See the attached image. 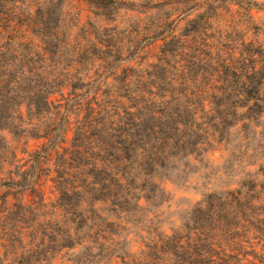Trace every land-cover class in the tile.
I'll return each mask as SVG.
<instances>
[{"label":"trees","instance_id":"obj_1","mask_svg":"<svg viewBox=\"0 0 264 264\" xmlns=\"http://www.w3.org/2000/svg\"><path fill=\"white\" fill-rule=\"evenodd\" d=\"M88 1L103 7L108 0ZM57 6L56 0H0V186L7 188L0 264H264V146L251 149L248 136L264 114V22L256 24L252 14L260 9L237 10L249 17L247 30L259 29L251 40L207 50L189 45L183 32L171 33L136 76L133 66L115 62L117 48L87 29L74 30L78 24ZM216 58L208 68L201 64ZM147 81V89L131 93L133 83ZM57 94L65 104L53 99ZM237 131L239 169L224 168L234 182L204 191L170 231L151 226L141 251L119 241L118 219L141 199L165 195V168L181 156L202 161L223 142L234 154L229 145ZM31 139L44 144L30 152ZM19 150L31 158L13 163L18 171H5L8 155L22 160ZM254 157L262 159L249 163ZM44 160L57 174H46L60 192L51 202L39 168ZM30 161L39 170L33 176L23 170ZM243 163L257 170L248 172ZM64 248L78 251L60 256Z\"/></svg>","mask_w":264,"mask_h":264},{"label":"rangeland","instance_id":"obj_2","mask_svg":"<svg viewBox=\"0 0 264 264\" xmlns=\"http://www.w3.org/2000/svg\"><path fill=\"white\" fill-rule=\"evenodd\" d=\"M59 1L56 12L61 9L68 15L71 24H78L74 29L77 32L87 29L93 35H97L104 43L109 44L110 50L118 49L119 56L115 62L124 67L133 66L134 75L138 76L139 71L146 65L155 61V56L160 53V48L165 43V36L171 33L193 35L195 29H198V37L185 36L189 40V45L200 46L201 49H209L206 46L216 47H237L242 40L246 38L251 40L255 34L259 33L258 28L247 30L246 19L250 22L249 17L239 15L237 10L241 5L258 7L254 8L252 14L256 24L264 22V0H253L257 4H251L250 0H108L105 1L103 7L90 3L88 0H56ZM60 5H63L61 7ZM61 7V8H60ZM244 11H246L244 9ZM193 20L200 22V27L195 28L196 24ZM236 23L241 24L240 29L234 26ZM205 33V34H204ZM264 38V34H260ZM165 38V39H164ZM170 38V36L168 37ZM208 44V45H206ZM215 51V50H214ZM216 54V53H215ZM215 56V55H214ZM228 56L224 55L225 63H228ZM217 60H210L208 63L203 61L201 64L208 68ZM198 70V68H197ZM209 76L210 74H206ZM151 80V79H150ZM138 82V81H137ZM148 82L144 85L133 83L131 85V93H137V89H147ZM150 88V87H149ZM68 96V95H66ZM53 99H62L60 94L54 95ZM62 103H66L62 99ZM258 126L249 129V141L252 144L251 149H259L264 146V114ZM256 130V134L252 132ZM6 135V133H3ZM241 134L237 133L230 140L229 148L236 150L230 154L226 142L212 146L208 153L201 157L202 161L189 159L187 157H179L175 163L165 168L164 173L168 174L170 180L164 181L162 184L165 189V195L161 198H154L151 201L145 198L141 199L140 207L129 210L122 218L123 229L120 228L121 243L127 245L132 252H139L143 249L144 237L151 234V226L159 224L162 229L170 231V227L179 216H183L187 210H191L202 199L204 191H211L217 188V184H230L236 180L235 174L225 176L224 168L228 171L239 169L238 154L239 142L237 139ZM72 133L68 134V142L64 146L70 145ZM8 140L17 145L18 142L12 141L9 135ZM20 149L22 150V142ZM44 144L43 139H31L29 142V151L34 152L40 149ZM4 146H7L6 143ZM18 152V159L15 162L12 156L9 159L5 171H18L15 164H25L31 156L29 153ZM253 152V151H251ZM52 162L56 160L55 152L52 154ZM6 159V158H5ZM262 157H254L248 162H258ZM52 162L43 161L41 166L42 181L44 182L43 190L46 193L48 202L54 201L60 195V192L54 186V182L47 181L46 174L56 177V172L50 174V168H54ZM186 163L187 169L184 168ZM33 161H30L23 170H32L38 173V168L31 167ZM182 165V166H181ZM248 172H255L257 167L246 165ZM178 166V167H177ZM33 176V175H32ZM164 177V176H162ZM7 188L0 186V207L5 198ZM29 193V192H28ZM25 194V200L31 202L32 195ZM151 195V194H150ZM16 196L10 195L8 198L11 203L17 201ZM17 197H20L17 195ZM115 214H109L114 217ZM78 248H64L59 254L68 253L73 255ZM55 264H63L56 261ZM69 264V263H67ZM93 264L98 262L93 261Z\"/></svg>","mask_w":264,"mask_h":264}]
</instances>
